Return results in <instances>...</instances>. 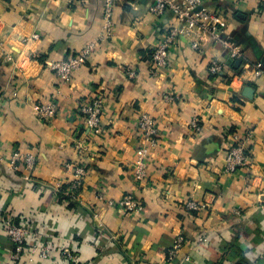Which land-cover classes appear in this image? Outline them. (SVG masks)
<instances>
[{
    "label": "crops",
    "instance_id": "0c3cea01",
    "mask_svg": "<svg viewBox=\"0 0 264 264\" xmlns=\"http://www.w3.org/2000/svg\"><path fill=\"white\" fill-rule=\"evenodd\" d=\"M153 5L120 0L110 37L103 0H0V218L27 223L31 241L56 247L47 260L29 263L23 255L16 264H66L60 249L68 245L79 264H166L178 235L185 246L174 264L186 255V264H264V75L245 73L264 68V0H205L226 18L228 38L245 50L238 67L210 40L199 53L181 39L169 69L157 76L151 55L172 16L157 17ZM92 43L86 65L69 82L49 69ZM215 59L226 63V73H209ZM246 87L253 99L243 95ZM168 95L174 101L166 102ZM96 96L105 101L100 136L80 112ZM50 101L57 115L44 121L37 109ZM145 113L158 121L160 138L140 187L132 168ZM194 117L202 126L198 134L189 126ZM247 130L250 161L227 173L232 137ZM14 152L35 156V167L22 160L12 169ZM67 165L86 171L79 193L71 190ZM100 194L114 201L134 195L145 210L126 214L98 200ZM192 201L201 212L188 209ZM102 232L110 241L95 246ZM13 251L0 225V264Z\"/></svg>",
    "mask_w": 264,
    "mask_h": 264
},
{
    "label": "built area",
    "instance_id": "2783aa9c",
    "mask_svg": "<svg viewBox=\"0 0 264 264\" xmlns=\"http://www.w3.org/2000/svg\"><path fill=\"white\" fill-rule=\"evenodd\" d=\"M120 0H103V29L106 35L112 37L114 32V14L115 9ZM152 13L157 17H163L171 14L172 20L169 23L163 39L159 45L153 50L151 55V71L157 76L167 71L170 67V54L172 48L176 46L179 40L187 39L192 48L202 53V43L210 40L215 45L226 50L229 59L233 62L245 60V50L241 45L235 43L228 38V22L226 18L215 9H210L205 5V0H153ZM39 36L35 34L33 39ZM95 49V44H90L75 55L68 58L53 61L49 65V69L61 82H69L74 73L81 67L86 65L90 55ZM12 61V58H8ZM228 66L226 63L215 59L212 60L209 67V73L214 76H220L226 73ZM250 76L260 77L264 75V68L256 65L254 68L245 71ZM129 76H135L131 71ZM251 76V79L253 78ZM244 82V81H243ZM175 97L166 96V102L174 101ZM105 101L102 97H93L88 99L80 107V112L84 119V124L95 136L102 134V119L104 116ZM38 116L44 121H51L57 115V106L50 101L46 104L38 106ZM191 130L198 134L202 131V126L198 117H194L190 122ZM138 132L140 135V145L136 153V161L134 162L132 172L135 182L140 187H145L149 178V154L152 149L159 145L160 128L158 121L149 114H142L138 122ZM252 142V132L247 130L243 135L235 134L232 137V145L228 151L225 172L234 173L239 169L245 168L250 161V153L248 145ZM24 160L29 169H33L36 165L35 156L29 155L22 157L20 152H14L11 155V168L16 169L18 162ZM73 171V180L71 190L79 193L86 178V171L82 166L67 165ZM98 200L105 202L108 207H119L126 214H142L145 210L143 202L136 196L127 194L120 201L107 199L104 194L98 195ZM202 205L195 201L188 203L190 211L201 212ZM239 215L240 212L236 211ZM0 225L3 226L5 235L13 244L14 251L10 261L7 264H16L27 255V261L33 262L35 258L47 260L56 250L53 243L43 244L41 242L31 241L32 231L27 223L16 224L10 217L0 218ZM93 240L94 245L98 246V241L109 240L110 237L106 233H100ZM204 238L199 240L197 247L202 244ZM185 246V238L178 235L175 239L173 247L166 254V264H174L179 253ZM61 256L66 264H79L76 251L72 246H64L60 249ZM191 258L186 255L182 259V264L190 262ZM237 264V263H235Z\"/></svg>",
    "mask_w": 264,
    "mask_h": 264
},
{
    "label": "water",
    "instance_id": "95a60500",
    "mask_svg": "<svg viewBox=\"0 0 264 264\" xmlns=\"http://www.w3.org/2000/svg\"><path fill=\"white\" fill-rule=\"evenodd\" d=\"M231 63H233V61H231ZM241 64V61H237L236 62V66L238 67ZM253 94H254V90L246 87L243 91V95L249 99H253Z\"/></svg>",
    "mask_w": 264,
    "mask_h": 264
}]
</instances>
